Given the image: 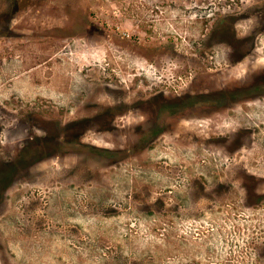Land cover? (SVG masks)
I'll return each instance as SVG.
<instances>
[{
  "label": "rangeland",
  "instance_id": "rangeland-1",
  "mask_svg": "<svg viewBox=\"0 0 264 264\" xmlns=\"http://www.w3.org/2000/svg\"><path fill=\"white\" fill-rule=\"evenodd\" d=\"M221 25L259 31L264 0H0V264H264L235 173L264 175V99L221 101L264 70V28L230 62Z\"/></svg>",
  "mask_w": 264,
  "mask_h": 264
},
{
  "label": "flooded vegetation",
  "instance_id": "flooded-vegetation-1",
  "mask_svg": "<svg viewBox=\"0 0 264 264\" xmlns=\"http://www.w3.org/2000/svg\"><path fill=\"white\" fill-rule=\"evenodd\" d=\"M255 33H263L262 31H255L253 33H249V36H242L240 37L239 34L237 32H235L234 34L236 35V37H233V40H235L236 38H238L239 40V44H241L242 46L240 47H230L229 48V55H228V60L230 62H242L245 61V59H247V57L250 55V52L253 50V48H251V46H248V41L250 40L251 37H253L255 35ZM210 39H214L215 37L210 35ZM219 40H222L219 38ZM224 41V40H222ZM233 59H232V58ZM254 75V74H253ZM246 82H244L245 84ZM245 89L248 90L245 94H243V96H239L237 95V92L240 94L241 91H243ZM234 95H226L225 97L221 98V101L224 102L226 105H228V102L234 103V101H237V103H242V104H247V103H256L258 100H263L264 99V70L258 71V73H256V75H254L252 77V79L250 81H248L247 85L244 86L242 85L241 87H237L234 90ZM189 97H195L196 99H205L208 97V94H200L198 93L197 95L191 96V95H184L183 97H180L178 99L181 98H186L188 99ZM159 97H150L147 100H143V101H139L137 103H134V105H132L133 108L136 107H140V106H144L145 104L148 103H159L157 104L158 106L160 105V101L158 99ZM224 99H227V101H224ZM177 103H180V100L177 101ZM227 108H230L229 106H227ZM121 113V111H118L116 109H111L110 113L107 115V118H112L113 121H115V119L117 118V115H119ZM244 137H247V141L251 142V137H252V130L249 127H245L240 129L239 131H235L232 134L227 135L225 138H222L221 140L226 141L227 143L230 144V153L234 154L237 153L240 149H242L243 147L247 146L249 143H247V141L244 140ZM142 141L143 146H146L148 144V142L151 139H147V140H143L140 139ZM257 163L259 164V159L256 160ZM210 162H212L210 160ZM243 166L246 168L244 169ZM242 167H238L236 168L235 173L237 174L238 178L241 180V185L244 189L243 192V197L247 200V202H249L248 205H250L252 207L251 210H256L255 207L259 204L258 202L261 200H264V191L261 189V185L264 184V175H258L255 171H252L250 169L247 168L246 164H244ZM220 188L221 189H228L229 185L227 182H221L220 183ZM213 193H206V195H212ZM211 211V213L216 212V214H219L220 218H218V220L221 221H226L225 217L226 216L225 213L222 210H218V209H209ZM207 211V210H206ZM218 212V213H217ZM234 214H236L235 212H233ZM215 214V215H216ZM231 221L235 220L238 222L239 219H237L236 217L230 218ZM192 221H195L196 223H191L192 226H196L197 223L204 221L208 224V226H212L211 229H214L215 227H213V224L208 221L206 218H203L201 215L199 217H193ZM200 226H204L201 225ZM218 229V228H217Z\"/></svg>",
  "mask_w": 264,
  "mask_h": 264
},
{
  "label": "trees",
  "instance_id": "trees-1",
  "mask_svg": "<svg viewBox=\"0 0 264 264\" xmlns=\"http://www.w3.org/2000/svg\"><path fill=\"white\" fill-rule=\"evenodd\" d=\"M263 28L264 26H260L259 30L262 31ZM235 32L236 31H231L226 25H221L211 35L214 36L215 38H218V39L220 38L226 41L232 47H239V46L241 47L242 45L239 44L238 38L233 40V37H236V35L234 34ZM110 111H111V108H107L105 111H102L101 113L96 114V117H92V116L83 117V118L73 120L69 122L68 124H66L65 128L67 129V132H69L68 141L70 142L77 141L79 137L81 136V134L84 132L87 125L91 123V121L97 120L98 117H102V119H104L103 121H105V118H107V115L110 113Z\"/></svg>",
  "mask_w": 264,
  "mask_h": 264
}]
</instances>
